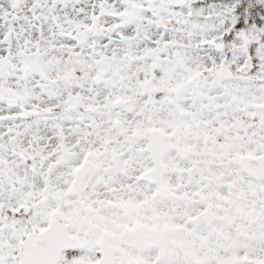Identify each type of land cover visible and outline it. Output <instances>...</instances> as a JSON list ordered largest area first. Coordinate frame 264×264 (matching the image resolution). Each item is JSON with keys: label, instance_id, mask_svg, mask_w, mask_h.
Returning a JSON list of instances; mask_svg holds the SVG:
<instances>
[{"label": "snow or ice", "instance_id": "snow-or-ice-1", "mask_svg": "<svg viewBox=\"0 0 264 264\" xmlns=\"http://www.w3.org/2000/svg\"><path fill=\"white\" fill-rule=\"evenodd\" d=\"M0 264H264V0H0Z\"/></svg>", "mask_w": 264, "mask_h": 264}]
</instances>
